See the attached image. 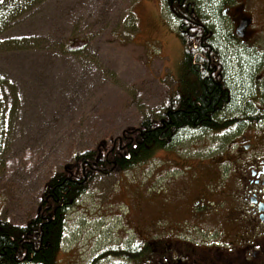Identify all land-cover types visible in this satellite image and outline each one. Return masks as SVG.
<instances>
[{"label":"rangeland","instance_id":"1","mask_svg":"<svg viewBox=\"0 0 264 264\" xmlns=\"http://www.w3.org/2000/svg\"><path fill=\"white\" fill-rule=\"evenodd\" d=\"M197 1L214 10L215 0ZM169 14L163 0H0V220L23 225L41 213L52 176L84 174L77 155L106 156L126 137L133 141L148 119L164 127L162 114L175 87L167 74L178 69L183 52ZM222 46L231 68L232 48L224 41ZM195 143L184 137L157 151L155 166L150 162L92 186L89 200L100 204L117 181L119 187L128 179L154 181L126 186L138 190L134 201L141 200L144 210L152 206L146 201L160 198L147 196V188L157 193L167 176L165 192L176 182L194 193L215 188L221 170L205 164L213 153ZM116 201L104 212L112 210L122 221L109 232L128 233L134 225L129 213L114 211L128 202L127 194ZM79 234L69 233L68 244L78 243ZM77 256V249L57 251L56 264H74Z\"/></svg>","mask_w":264,"mask_h":264},{"label":"flooded vegetation","instance_id":"2","mask_svg":"<svg viewBox=\"0 0 264 264\" xmlns=\"http://www.w3.org/2000/svg\"><path fill=\"white\" fill-rule=\"evenodd\" d=\"M216 1L217 19L198 1L185 6L190 16L180 8L170 10L177 30L186 35L177 36L183 52L178 69L167 74L175 87L162 119L166 124L176 110L173 101H188L197 74L208 77L211 69L223 85V41L232 48V58L252 62L244 111L230 112L233 96L228 91L229 107L222 109H229L186 136L197 148L201 143L211 149L213 154L202 162L220 168V182L202 193L184 182L171 183L166 198L146 201L149 210L135 202L129 253L101 264H264V0ZM190 153L197 156L196 149Z\"/></svg>","mask_w":264,"mask_h":264},{"label":"trees","instance_id":"3","mask_svg":"<svg viewBox=\"0 0 264 264\" xmlns=\"http://www.w3.org/2000/svg\"><path fill=\"white\" fill-rule=\"evenodd\" d=\"M196 1L163 0V5L169 13L173 8H180L182 13L190 16L189 11L185 12V6L188 5L189 8V4ZM215 2L217 1L215 0ZM215 4L213 11L209 8L206 9L217 19L219 16L218 12L215 13ZM185 35L184 32L178 31L177 36ZM231 63V68L227 61L224 63L223 85L217 84L212 77L211 69H209L208 77L197 74L198 85L191 86L189 89L190 98H196L194 101L189 98L187 102L179 103L164 127L154 126L148 119L143 121L140 128L134 132L136 136L133 141H129L131 136L126 137L123 139V147L107 152L106 156H101L96 151H85L77 155L75 160L84 162L86 165L84 174H80L78 177H69L65 174L52 176L45 184V191L41 197L40 206H44V209L27 223L14 225L9 221L0 220V264H56V253L62 245L65 224H67L65 219L73 213L71 211L75 206L76 209L84 210L85 214L82 213V215H86L87 207L93 203L89 200V196L93 193L92 186L108 179L113 180L123 172L147 166L154 160L157 151L171 149L174 142H181L187 135L198 131L197 129L208 126L210 122L215 121V116L219 112L225 113L229 109H222L229 107L226 105L228 91L233 96V107L230 112L244 111L245 96L250 91L247 85L252 62L247 59L232 58ZM201 92L202 95L199 97ZM152 163L154 166L156 165L154 162ZM151 167L152 165H149L148 169ZM125 182V186L145 185L150 180L142 182L141 180L128 179ZM150 183L152 184L154 181ZM164 185L167 188L168 181ZM151 189L152 186L147 188L145 192L147 196L154 193L160 198H166L164 189L158 193L151 192ZM132 191L135 194L138 193L136 188H133ZM161 192L163 196L160 195ZM139 201L134 202L139 203ZM79 203L81 204L78 205ZM83 218L74 219L71 226L83 224L80 221ZM128 249L116 251L110 256L112 258L125 256L129 253ZM107 253L93 259L95 261L91 264L102 262L101 260L106 257Z\"/></svg>","mask_w":264,"mask_h":264},{"label":"crops","instance_id":"4","mask_svg":"<svg viewBox=\"0 0 264 264\" xmlns=\"http://www.w3.org/2000/svg\"><path fill=\"white\" fill-rule=\"evenodd\" d=\"M122 192H125L127 194L128 202L125 204H130L131 202H133L132 200L134 199L135 193L132 190L129 192L124 184L120 185L119 191L116 194H112L110 196L111 201L118 202L116 201V198L118 197V194Z\"/></svg>","mask_w":264,"mask_h":264}]
</instances>
